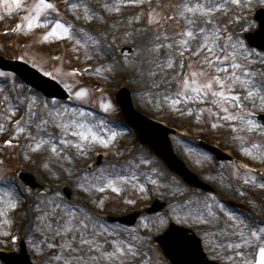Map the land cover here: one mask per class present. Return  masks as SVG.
Returning <instances> with one entry per match:
<instances>
[{
	"label": "rangeland",
	"instance_id": "obj_1",
	"mask_svg": "<svg viewBox=\"0 0 264 264\" xmlns=\"http://www.w3.org/2000/svg\"><path fill=\"white\" fill-rule=\"evenodd\" d=\"M37 0H21L23 6H17L14 0H8L5 4L4 0H0V28L3 34L0 35V53L9 58H20L39 68L44 73H51V77L57 79L61 84L69 90L71 98L68 101L57 99H49L37 90L31 88L20 80L14 73H0V124H3L4 131H0V175L11 177L13 173L18 176L21 170L33 171L41 182L50 184L51 192L40 190L29 194L26 201L27 204L33 203L36 200L38 193L50 195L52 192L59 193L66 201L68 199L62 192L64 185H69L73 188L75 201L70 202L75 204L93 224H99L108 229V233H99V238L109 241L105 245V250L111 249L110 241L115 238L112 235L113 230L119 233L122 239H130L131 236L139 237L137 241L138 250L142 252V256L137 257L134 261H127L126 264H172L169 262L160 246L155 241V236L163 232L171 222H176L193 228L202 238L205 250L210 258L218 260L222 264H243L240 258L229 260L227 254L233 251L226 247H220L226 240L232 241L236 238L231 235L229 229L227 236L221 234V230L230 225L231 221L226 215L228 209L233 210L240 216L245 213L251 214L258 218V221H264V190L257 187V184L264 182L259 180L261 175L257 174L256 167H262L264 159L257 158V149L251 148L253 143L260 145V151H264V133L257 131H248L241 126L244 120L225 121L217 118L214 112L220 111L221 117L224 113L219 105L213 103L211 99L202 103L197 102L191 113L186 111L187 107L193 105L188 102L182 103L180 115L174 108H172L166 100L162 99L165 89L158 94L153 106V103L146 104L143 102L141 89H138L140 80L139 76L142 73H149L157 79L163 78L164 82L168 78L165 73L170 76H176V68H165L163 72L159 71L156 66L143 68L144 63L155 52L160 55L158 64H163L166 59V53L175 51V48H161L159 51L154 50V43H167L168 41L161 37L159 41L153 39L155 32V25H148V11L150 8L160 11L159 5H163V11L172 14L175 11V6L181 3V0H145L143 5L138 7H126L121 13H110L101 8V5L110 0H87L89 6L93 9L96 18L93 20H85L81 12L73 11L69 5L72 0H55V4L59 9V18L67 21L69 24L75 25L77 30L83 29V32H75L77 39L81 40L79 45L75 44L74 40L68 38L49 37L45 39V35L51 29V25L34 26L33 29L27 28V20L35 14L34 4ZM249 3L251 6H249ZM264 6V0H242V6H232L230 11L223 14L217 13L219 22L224 26L225 33L232 36L231 44L236 48V55L240 56V62L247 61L248 65L253 69L264 71V61L261 60L264 51L251 47L245 38V33L253 31L258 27V21L254 18V13L257 7ZM11 8V11L8 9ZM142 13L140 20L133 21L131 19L133 14ZM239 17V19H237ZM52 19V17H50ZM21 23V25L18 23ZM165 29L169 33L170 38L175 41L180 39L179 33L185 27V21L180 19L177 15L174 20H165ZM13 24H19L18 29L13 32L10 27ZM147 25V27H146ZM102 37L99 46L93 45L87 41V36ZM237 38L245 46L241 49L240 45L236 43ZM192 51H195V42ZM227 53L231 52L228 48V42L224 41ZM87 44V46H85ZM133 46L134 53L129 56L120 54L122 46ZM99 47V51L97 48ZM79 48V51H77ZM226 53V54H227ZM251 53V55H249ZM189 60L185 61V67L191 62L195 67H200V61L205 55L204 52L200 56H194L191 53H186ZM179 59V58H177ZM221 61V65H223ZM111 66V67H109ZM95 68H97L95 70ZM78 70V71H74ZM208 67L206 71H212ZM231 69H228L230 72ZM155 73V75H152ZM226 76L227 72L220 73ZM176 79H182V76H176ZM122 85H127L135 92V106L145 112L146 115L153 118L163 120L167 126L175 127L176 133L170 134L171 140L177 154L185 161L189 168L197 172L202 179L214 185V191L203 192L199 188H195L187 184L184 179L174 173L165 162L153 152L148 146L140 144L138 140L137 131L128 123L125 122L119 107L115 102V91ZM97 86H103L101 90ZM81 88L86 89L85 95L77 97L76 91ZM151 90V89H150ZM177 90L176 81H172V91ZM236 91H243L239 87ZM35 101L32 103L38 106V115H43L45 110H51L53 105L45 104V102L55 100L57 103L55 107L76 110L73 118L81 124L92 125V130L104 135L103 128L107 127L110 130L120 133L115 143L93 144L88 150L86 156H81L76 153L75 149L71 150L73 154L72 160H57L51 157L47 160L53 170H58L61 167L64 172L60 175H52L48 170L42 167L41 160L37 155H33L31 160L22 156L24 151L23 145L26 143L27 132L19 133L18 139L14 137L15 122L21 120L22 117L27 116V109L29 107L28 101L32 97ZM142 98V100H139ZM134 97V95H133ZM27 98V99H26ZM7 101L9 107L16 106L19 110L15 114L7 111L2 102ZM140 103V104H139ZM163 104L164 107H160ZM5 105V103H4ZM108 105L106 108L105 106ZM206 107L203 113L197 109ZM245 109L247 110V119L253 120L257 125L264 126L258 119V114L264 112V104L259 99L255 100V104L251 101L245 102ZM230 112H237V114L244 115L243 111H238L229 107ZM83 114V115H81ZM7 115H12V119L7 120ZM104 121L101 125L99 122ZM236 124L239 132L228 127L229 124ZM216 124V127L212 125ZM32 133L35 134V125H31ZM49 131L55 135H60L61 129L52 125ZM184 132V133H181ZM11 135L15 147L3 144L4 136ZM246 137L245 146L249 147L252 154L246 153L242 150L241 141L234 139V137ZM107 138V137H105ZM201 140L210 141L219 144L221 147L229 150L236 159H243L247 161L251 168L239 165L235 161H219L215 156L211 157L201 147ZM108 151V154L103 157L101 164H99L92 171L88 169V164L97 159L96 151ZM38 155L50 157V153L43 151ZM63 155V154H61ZM151 159L153 164L143 166L144 169L138 172L139 184H143L146 191L139 187L127 184H118L123 190L119 193L111 188L105 187L104 184H99L96 189L85 194L84 190L78 187V178L84 177L87 174L88 179L98 177L101 173L99 170L111 171L109 165H119L123 161H132L134 159ZM158 172L149 177L148 169L156 168ZM239 167L241 176L237 177L233 174V169ZM138 168L122 169L121 174L135 175L137 177ZM68 173H72L69 175ZM219 173L220 175H218ZM212 174H216L212 176ZM257 175L258 180L255 183L245 182L243 176ZM264 176V175H262ZM176 178V183L172 179ZM159 181L157 185H153L151 180ZM93 182H95L93 180ZM228 185V186H226ZM0 187L7 186L0 182ZM104 187V191L99 189ZM179 187V191H177ZM186 190V191H185ZM175 193V194H174ZM192 197H214L218 203H224L226 208L220 211L221 219L217 222L210 221L208 224L194 223L187 220L181 214L179 219L173 218L170 213L177 204H182L183 201ZM41 198H43L41 196ZM155 198H159L166 202L165 208L157 213H143L137 220L136 224L132 226L123 225L118 222H110L105 217V214L120 215L131 211L132 209H141L149 206ZM103 201V203H98ZM203 203V199L199 201ZM233 203L234 205H232ZM77 213V215L80 214ZM36 212L25 214L22 207H18L7 217L10 223L0 224V235L4 237L2 242L11 244L14 249H19L20 238L26 239L28 243V250L34 261L40 264H49V260H44L45 256H51L57 253V248H45L41 241L45 235L44 232L37 230L39 222L33 221V217L37 215ZM166 217L167 223L160 225L157 222V217ZM0 219H3L0 217ZM53 222L54 218H53ZM201 225L204 228H201ZM207 225V226H206ZM26 228V232L19 236V241L11 242V235L9 233L14 230L22 231ZM12 230V231H11ZM131 230V232L129 231ZM11 231V232H9ZM89 226V232H96ZM19 235V234H18ZM49 237L52 236L48 232ZM71 235L79 236V233H71ZM56 243H62L60 237L55 238ZM41 243V248L37 249L36 244ZM78 243V240H77ZM247 261L255 264L258 259V246L253 243L251 246H244ZM243 248V247H242ZM235 249L241 251V249ZM95 252V250H94ZM0 264H3L0 261ZM96 264H108L107 261H97Z\"/></svg>",
	"mask_w": 264,
	"mask_h": 264
},
{
	"label": "snow or ice",
	"instance_id": "obj_2",
	"mask_svg": "<svg viewBox=\"0 0 264 264\" xmlns=\"http://www.w3.org/2000/svg\"><path fill=\"white\" fill-rule=\"evenodd\" d=\"M5 4L8 0H4ZM17 6H23L21 0H14ZM145 0H110L101 5V8L110 13H121L126 7H138L143 5ZM232 6H242V0H181V3L175 6V11L168 14L163 11V5L160 4V11L150 8L148 11V25H155V32L153 39L159 41L164 37L167 43H154V50L159 51L161 48L173 49L166 53V59L163 64H156V68L163 72L165 68H176V76H182V79L177 80L176 76L168 77L165 83L168 85L165 89L162 99L166 100L168 104L174 108L180 115L184 113L180 111V105L184 102L191 103L192 107H187L186 111L191 113L197 102H204L211 99L214 104L219 105L224 113L221 117L220 111L214 112L217 118L225 121L244 120L241 126L248 131H257L264 133V126L257 125L253 120L247 119V110L245 109V102L251 101L255 104V100L259 99L264 104V71H259L250 67L245 61L241 63L236 58V48L231 44L232 36L225 33L224 26L219 22L217 13L223 14L230 11ZM249 6L251 4L249 3ZM73 11L81 12L85 20H93L96 18L93 9L89 6L87 0H72L69 5ZM11 11V8L8 9ZM35 14L27 20V28L33 29L34 26L51 25V29L45 35V39L49 37L68 38L75 41L76 45L81 43L77 39L75 32H83V29L77 30L75 25L69 24L67 21L55 18L59 16V9L54 0H37L34 4ZM185 21L184 29L179 33L180 39L173 41L169 33L165 29V20H174L176 16ZM52 17V19H50ZM142 13L133 14L131 19L133 21L140 20ZM239 19V17H237ZM147 27V25H146ZM225 39L228 42V48L231 52L227 53L225 47ZM102 37L87 36V41L93 45L99 46ZM195 42V51L192 49ZM236 43L240 45L241 49L245 46L237 38ZM87 46V44L85 45ZM79 51V48H77ZM99 51V47L97 48ZM204 52L205 55L200 61V67H195L191 62L187 70L185 61L189 60L186 53H191L194 56H200ZM227 53V54H226ZM251 55V53H249ZM179 58V59H177ZM264 61V54L261 56ZM223 61V65H221ZM111 67V66H109ZM211 67L212 71H206ZM231 69L228 72V69ZM78 71V70H74ZM222 72H227L226 76L220 75ZM51 75V73H49ZM155 75V73H152ZM176 81L177 90L172 91V81ZM243 91H236L237 88ZM86 89L81 88L76 91L77 97L85 95ZM27 99V98H26ZM33 96L28 101L29 107L27 109V116L22 117L21 120L15 122L14 137L18 139L19 133L27 132L26 143L22 146L24 151L22 156L31 160L33 155L41 160L42 167L52 175H60L64 172L61 167L58 170H53L48 159L55 157L57 160H72V149L76 150L81 156L87 155V150L96 143L109 145L115 143L120 133L110 130L107 127L103 128L104 135L92 130V125L81 124L77 119L73 118L76 110H69L55 107L56 101H48L45 104H51V110H45L43 115H38V106L32 102L35 101ZM5 108L11 114H15L19 109L16 106L9 107L7 101H4ZM106 108L108 105L105 106ZM160 107H164L163 104ZM229 107L238 111H243L244 115L237 114V112H230ZM203 113L206 107L197 109ZM83 115V114H81ZM12 115H7V120H11ZM101 125L104 121L99 122ZM35 125L36 132L32 133L31 125ZM55 125L61 129L60 135H55L49 131V127ZM216 127V124L212 125ZM228 127L239 132L241 129L237 128L236 124H229ZM3 124H0V131H4ZM107 137V138H105ZM241 141L242 150L246 153L252 154L249 147L245 146L246 137H234ZM4 145L15 147L13 139H5ZM251 148L257 149V158L264 159V151H260V145L253 143ZM47 151L50 157L38 155V153ZM63 154V155H61ZM3 161H0L2 164ZM153 162L151 159H136L132 161H123L119 165H109L111 171L99 170L100 175L93 179H88L87 174L84 177L78 178V187L84 190L87 194L97 188L99 184H104L105 187L111 188L119 193L123 190L118 184H127L135 187L139 181L135 175L121 174L122 169L133 167L139 168L140 164L150 165ZM247 168V165H244ZM158 169L151 167L148 169L149 177L156 174ZM71 175L72 173H68ZM233 174L240 177L239 167L233 169ZM245 182L255 183L258 180L257 175L243 176ZM93 180L95 182H93ZM259 180L264 181V176H260ZM0 182H3L7 187H0V224L10 223L7 219L12 210L22 207L25 214L36 212L33 221L39 222L37 230L45 233L42 245L45 248H57V253L48 257L49 264H96L97 261H107L108 264H126L127 261H134L137 257L142 256V252L138 250L137 241L139 237L131 236L130 239H122L119 233L113 230L112 235L114 239L110 241L111 249L105 250V245L109 243L107 240H101L99 233H108V229L99 225L93 224L82 212L77 205L66 201L59 193L52 192L50 195L40 194L36 195V200L31 204L26 205L29 194L33 193V188L24 183L22 177L15 173L11 177L0 175ZM176 183V178L172 179ZM153 185L159 183L158 180H151ZM43 188L44 185H41ZM143 190H147L143 184H139ZM257 187L264 190V182L257 184ZM104 191V187L99 189ZM179 191V187H177ZM186 191V190H185ZM49 192L51 190L49 189ZM175 194V193H174ZM41 196L43 198H41ZM203 199V203L199 201ZM103 203V201H98ZM226 208L224 203H218L214 197H194L183 201L182 204H177L172 209L170 215L173 218L179 219L181 214L187 218L188 221L200 224H208L210 221H219L221 219L220 211ZM80 212L79 215L77 213ZM227 217L231 224L226 225L221 230L222 235H226L231 229V235L235 240L225 241L220 247L233 249L227 254L229 260L240 258L243 264H252V262L245 259V251H236L244 246H251L256 243L258 246V259L255 264H264V221H258V218L245 213L242 217L231 209L226 211ZM53 218L54 221L53 222ZM157 222L160 225L167 223L166 217H157ZM89 226L98 231L89 232ZM131 232V230H129ZM48 232L52 236L47 235ZM71 233H79V236L69 235ZM60 237L62 243H56L55 238ZM19 239V237H12ZM78 240V243H77ZM95 250V252H94Z\"/></svg>",
	"mask_w": 264,
	"mask_h": 264
},
{
	"label": "water",
	"instance_id": "obj_3",
	"mask_svg": "<svg viewBox=\"0 0 264 264\" xmlns=\"http://www.w3.org/2000/svg\"><path fill=\"white\" fill-rule=\"evenodd\" d=\"M256 18L260 21V27L257 31L248 33L247 38L252 45L264 49V8H260L257 11ZM131 52V47H124L122 50L123 54H129ZM0 66L17 72L30 84L50 96L68 97L66 90L57 81L43 75L37 69L23 61L9 60L0 56ZM116 100L125 118L137 127L141 142L150 145L155 152L166 161L171 169L183 175L189 183L209 188V185L203 183L196 175L187 169L184 163L175 155L168 137L169 130L161 128L155 121L135 110L130 94L126 88H122L117 93ZM211 148H213V146H211ZM219 155L221 158H224L220 153ZM20 177L36 190L42 188L37 178L31 173L21 172ZM64 192L70 199H73V193L69 187L64 188ZM164 206L165 202H161L157 199L146 211H158ZM139 214L140 212L134 211L122 217L110 218L121 220L128 224H134ZM190 231L191 230L188 228L172 223L164 234L156 237V240L160 243L165 254L175 264H218L207 258L200 238L193 233L191 234ZM2 256L7 259L10 264H33L27 254L24 243L22 244L21 254L10 253L2 254Z\"/></svg>",
	"mask_w": 264,
	"mask_h": 264
},
{
	"label": "bare ground",
	"instance_id": "obj_4",
	"mask_svg": "<svg viewBox=\"0 0 264 264\" xmlns=\"http://www.w3.org/2000/svg\"><path fill=\"white\" fill-rule=\"evenodd\" d=\"M236 58L239 61L241 60L239 55H236ZM159 60H160V55H159L158 52H155L152 56H150L149 59H147V61L144 63L143 68H147V67L149 68V67H152V66H156V64L159 63ZM241 63H244V60L241 61ZM139 76L142 78V80H140L141 83L139 84L138 89H141L140 92H143L141 94L142 98H143V102L146 103V104L147 103L148 104L153 103V106H154L155 102L158 101V99H156V97L158 96V94L160 92L163 91V89L166 87V84H165V82H164L162 77H160V79H157V78H155L153 76H150L149 73H147V72L146 73H142ZM135 92H139V91H137V87L135 88V90L132 93V101H133L134 106H135ZM133 95H134V97H133ZM140 98H141V96H140ZM142 98L139 99V100H142ZM137 109H139V108H137ZM141 158L142 157L140 156V159ZM157 166H159L158 163H156V168H157ZM143 169H144L143 166H140L138 168L137 179H138V172L143 170ZM192 198H194V197H192ZM244 249H245L244 251H247V248H244ZM45 258L47 260L48 256H45Z\"/></svg>",
	"mask_w": 264,
	"mask_h": 264
}]
</instances>
